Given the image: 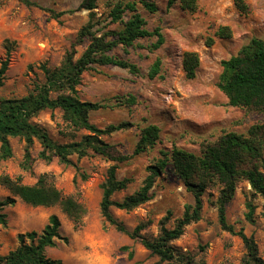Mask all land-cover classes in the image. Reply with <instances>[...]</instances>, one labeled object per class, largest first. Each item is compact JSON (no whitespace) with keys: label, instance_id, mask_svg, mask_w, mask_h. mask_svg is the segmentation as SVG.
<instances>
[{"label":"rangeland","instance_id":"obj_1","mask_svg":"<svg viewBox=\"0 0 264 264\" xmlns=\"http://www.w3.org/2000/svg\"><path fill=\"white\" fill-rule=\"evenodd\" d=\"M32 1L36 4L0 0V60L6 57V46H10L0 98L27 93L35 82L44 79L40 63L57 66L67 51L73 49L74 57H77L85 45L76 44L75 40L78 29L87 20L88 10H73L59 17L50 12L74 9L82 0ZM153 1L157 5L155 11H147L138 1L137 9L148 29H159L163 43L149 50L147 45L155 40V36L142 37L134 40L131 46L117 45L110 51L135 62L139 74L113 64L93 65L81 73L76 85L80 99L102 104L90 111L91 123L99 128L121 121L131 124L101 135L123 153L131 154L117 164L116 176L128 177L130 181L125 188L113 193V199H121L138 189L150 172L148 166L163 158L162 150L176 146L199 155L203 143L212 142L225 132L235 131L247 136L251 126L264 123L263 113L228 104L217 86L221 60L236 54L252 37L264 39V0H243L244 10L236 0H196L195 11L183 9L178 0L171 5H167L166 0ZM107 4V0H98V7L94 9L104 22L109 20ZM127 16L128 13L124 18ZM222 26L228 28V35L216 33ZM116 27L118 23L113 22L104 29ZM187 50L198 55L193 77H187L182 68V54ZM155 57L161 61L159 75L149 78L146 73ZM126 94L134 95L133 104L118 103V96ZM32 121L44 127L51 138L60 143L79 140L88 133L85 129L72 130L58 108L44 109ZM148 123L159 127L158 138L154 145L133 153L139 139L138 128ZM10 143L13 153L0 160V175L20 176L23 183L32 184L39 175L45 174L63 194L75 196L85 210L75 225L59 203L34 206L16 196L14 204L3 207L6 223H0L1 254L18 246V233L40 231L48 216L54 213L60 220L59 233L64 239L56 238L55 244L45 249V254L61 259L64 264H174L160 261L138 239L118 230L101 215V184L113 161L90 149L80 157L72 153L69 156L72 164H65L56 156L44 160L38 157L41 144L34 138L29 146L32 159L24 167V139L10 137ZM151 191L149 200L130 210L110 207L112 214L129 231L137 223L145 222L140 234L147 237L159 232V222L165 216L164 225L172 227L182 215L184 204L193 203L192 193L175 174L170 161H166L156 176ZM8 194L9 190L0 184V198ZM217 194V186L205 189L200 219L185 225L182 234L171 240V244L187 252L193 264H246L241 237L223 229L219 222L214 203ZM248 199L255 205L252 221L245 217ZM225 215L235 232L242 230L253 236L259 254L264 258V199L253 193L245 179H238ZM124 245L128 248L120 249ZM129 251L132 256L128 255Z\"/></svg>","mask_w":264,"mask_h":264},{"label":"trees","instance_id":"obj_2","mask_svg":"<svg viewBox=\"0 0 264 264\" xmlns=\"http://www.w3.org/2000/svg\"><path fill=\"white\" fill-rule=\"evenodd\" d=\"M26 5H35L32 0H19ZM98 0H82L74 9L50 12L59 17L65 12L73 10H88L87 20L81 25L76 34L75 43H85L81 53L74 57L75 51L65 53L59 65L50 67L46 63L39 64L43 72V81L35 82L33 87L18 97L0 98V160L12 156L10 137L20 136L25 141L24 159L22 164L27 167L32 159L29 146L36 138L41 144L38 157L50 160L56 156L65 164H72L70 155L76 153L78 157L88 153V149L113 161L107 167L106 177L101 184L102 198L100 212L106 221L118 230L136 238L149 250L157 255L160 261L174 264H193L192 257L181 249L173 246L171 240L178 238L184 226L201 217L202 195L209 186H217L215 205L218 219L223 229L237 233L245 247L246 264H264L258 246L252 235H246L242 230L235 232L233 226L226 221V205L234 195L239 178L245 179L254 194L264 199V123L255 124L249 129L248 135L235 131H228L218 136L212 142L201 145L197 155L186 149L173 146L170 150H162L163 158L156 164L149 165V173L141 186L121 199H113L114 192L126 187L130 181L128 177L116 176L117 164L128 159L131 154H125L113 143L104 140L101 135L122 130L131 124L126 121L109 123L103 128L89 121L90 111L102 104L89 100H82L77 96L76 85L79 83L83 71L93 65L113 64L124 67L133 74H139V66L132 61L123 59L111 53L117 45L131 46L134 40L142 37H154L147 48L154 50L164 41L158 28L148 29L146 21L137 9V1L149 12L156 10L153 0H107L108 22L94 10ZM176 0H166L171 5ZM183 9L195 11L196 0H178ZM236 4L245 9L243 0H236ZM128 16L124 18V15ZM118 23V27L104 29L110 23ZM219 35L229 34L228 28L222 26L216 32ZM211 38H209V43ZM10 46H6V57L0 60V85L9 63ZM161 61L155 57L146 75L153 78L159 75ZM198 65V55L195 51H184L182 54V68L187 77H193ZM221 72L217 86L224 93L227 102L233 106L253 109L264 114V39L252 37L248 43L242 45L236 54L221 60ZM118 103L128 105L135 102L133 94L118 96ZM61 110L62 119L76 131L85 129L88 133L79 140L60 143L51 138L48 131L32 118L44 109ZM139 139L133 153L142 151L154 145L159 135V127L148 123L138 128ZM166 161H170L175 174L185 188L193 195V203H185L182 215L176 219L172 227H166L164 220L159 222V232L151 237L140 234L145 222L137 223L132 230H127L112 214L110 207L130 210L146 202L152 197L151 187L157 175L164 168ZM0 184L6 187L10 194L0 198V223H6V213L3 207L12 205L16 196L31 205L49 206L59 203L62 211L77 225L84 213L81 202L71 194H63L45 174L38 176L32 184H25L20 176L11 177L0 175ZM246 219L252 221L255 209L254 203L248 199L245 202ZM60 220L56 214H50L40 231L30 230L18 233L19 244L5 254L0 253V264H64L59 258L46 256L45 249L55 244L56 238L64 239L59 233ZM27 239V241H26ZM128 246H121L125 250ZM132 256V252H128Z\"/></svg>","mask_w":264,"mask_h":264}]
</instances>
